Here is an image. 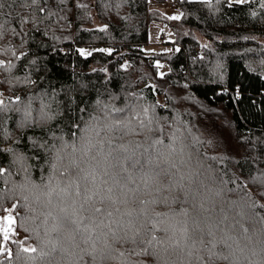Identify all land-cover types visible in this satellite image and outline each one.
I'll return each instance as SVG.
<instances>
[{
    "label": "trees",
    "instance_id": "trees-1",
    "mask_svg": "<svg viewBox=\"0 0 264 264\" xmlns=\"http://www.w3.org/2000/svg\"><path fill=\"white\" fill-rule=\"evenodd\" d=\"M3 2L0 60L11 61L15 67L11 71L0 68V93L10 108L27 105L29 97L33 109L38 108L42 95L54 109L58 105L65 109L89 106L97 98L116 106L128 102L148 107L162 118L163 135L170 137L175 133L178 137L173 158L178 160L183 155L186 159L187 154L192 153L183 171L199 169L214 176L216 181L222 178L228 188H235L241 180L252 187L246 178L247 170L251 168L252 174L258 175L256 170L264 168V63L261 62L264 61L261 40L264 38V8L260 7L264 0L231 6V0H220L219 4L213 0L211 5L203 0H179L178 7L183 14L179 20L169 19L151 8V0H65L60 5L63 11L51 18L47 12L40 13L28 6V0H24L23 5L21 0H16L12 8L7 7L9 0ZM49 2L56 10L54 0ZM79 4L88 7L80 8ZM8 12L11 17L6 15ZM253 12L256 15H252ZM18 14L25 22H18ZM152 19L172 26L175 40L171 51L146 50L148 23ZM104 25L108 27L100 31ZM79 49L91 55L82 56ZM21 52L26 55L21 56ZM158 61L162 62L164 70L157 67ZM162 72L166 75L161 76ZM17 95L21 97L20 105L15 102ZM110 95L118 99H110ZM8 115L11 119L5 120L4 127L19 140L21 149L31 144L26 137L41 135L40 130H17L15 122L19 114L10 112ZM209 121L217 127L218 136L206 131L211 125ZM56 123L53 121V126ZM224 130L233 141L232 147L227 148L222 138L220 131ZM180 148L184 149L183 154ZM198 160L204 165L203 169ZM208 165H211L210 171ZM3 166H7L6 162ZM31 180L41 182L38 170L33 169ZM206 182L212 183L211 180ZM24 183L23 173L13 172L0 178V218H14L11 224L14 232H9L6 244L2 229L8 227L9 222L0 219V248L11 249V256L0 252V264H74L79 259V249L73 248L71 256L60 253V245L67 247V244L56 242L57 234L51 231L52 218L44 224L41 214L49 209L36 200L31 186H19ZM262 192L264 190L258 192L252 187L251 195L257 201L256 212L264 215L259 208V204H264ZM240 195V192L222 196L210 193L205 204L208 209L205 215L216 221L223 220L220 227L214 229L215 240L227 241V244L217 243L216 251H222L229 259H216L214 264H264L262 225L240 217L237 215L240 208L229 203L239 200ZM184 207L195 215L191 203ZM172 208L178 212L180 205ZM155 210L169 211L165 207ZM191 227L189 222L190 230ZM242 228H247L248 232L244 233ZM21 237L25 238L22 246L16 243ZM227 245H231V249ZM81 246L91 251L89 245ZM22 247H35L37 251L25 253ZM97 247H102L99 241ZM116 248L124 251L113 242L115 258L104 264H121ZM204 254L203 245L182 240L175 251L170 248L160 253V264H189L190 261L199 264L197 257ZM83 259L90 261L88 255Z\"/></svg>",
    "mask_w": 264,
    "mask_h": 264
},
{
    "label": "snow or ice",
    "instance_id": "snow-or-ice-1",
    "mask_svg": "<svg viewBox=\"0 0 264 264\" xmlns=\"http://www.w3.org/2000/svg\"><path fill=\"white\" fill-rule=\"evenodd\" d=\"M212 2L203 0L209 5ZM251 2L231 0L229 6ZM23 3L24 0H21V5ZM64 3L65 0H54L56 10H53L49 0H28V6L40 13L47 12L50 18L63 11L60 5ZM216 3L219 4L220 0H216ZM15 4L16 0H9L7 7L12 8ZM78 6L88 7L86 4ZM260 7L264 8V2ZM4 9L5 3L0 0V15H5ZM6 15L11 17V12ZM182 15L168 18L179 20ZM18 22H25L19 14ZM107 27L104 25L100 31ZM3 28L4 25L0 24V34ZM97 51L111 53L112 50ZM79 52L82 56L91 55L85 49H79ZM20 55L26 53L21 52ZM13 67L15 65L11 61L0 60V68L11 71ZM157 67L163 66L157 62ZM2 97L3 93H0V178L13 172L16 175L24 174L25 183L19 186H31L36 200L49 209L41 213L44 215L43 223L47 224L51 217V231L57 234L56 242L64 241L67 244V247L60 245V253L71 256L74 255L73 248L79 249V259L74 264H97V261L104 264L114 259L113 242L124 248V251L115 249L122 258L121 264H149L150 261L160 264V253L170 248L175 251L182 240L204 246L205 254L197 257L199 264H214L216 259L228 260L229 256L216 251L217 243L227 244V241L215 240L214 229L219 228L223 220L216 221L210 215H205L208 212L205 204L210 193L215 196L242 193L239 200L229 203L240 208L237 215L262 225L261 231L264 232V215L256 212L257 201L251 195L252 187L258 192L264 190V168L256 170L258 175H253L251 168L247 170L246 178L252 187L241 180L235 188H228L222 178L216 181L214 176L206 175L199 169L183 171V167H188L192 153L189 152L186 159L183 155L178 160L173 158L177 153L178 137L175 133L165 137L160 125L162 118L148 107L128 102L116 106L97 98L89 106L77 105L65 109L58 105L54 109L42 95L38 108L33 109L31 97L27 105L10 108ZM110 99L118 97L110 95ZM15 102L20 105L19 95L15 96ZM81 103L84 104L83 101ZM10 112L20 116L15 122L17 130L41 132L39 136L26 137L31 144L23 145V149L19 146V140L13 138V133L4 127L5 120L11 119L8 115ZM53 121H57L54 126ZM179 152L183 154L184 149L180 148ZM5 162L7 166H3ZM197 163L200 169L204 168L199 160ZM33 169L39 171L40 183L31 180ZM208 170H211V165H208ZM209 180L211 184L206 182ZM261 194L264 195V192ZM189 203L195 215L184 207ZM177 204L180 205L178 212L172 208ZM157 207H165L169 211H156ZM259 208L264 211V204H259ZM177 217L180 219L177 220ZM0 219L9 222L8 227L2 229L6 244L9 232H14L11 229L14 218L8 216ZM242 231L247 233L248 229L242 228ZM205 237L212 239L206 240ZM24 241L25 238L21 237L16 243L22 246ZM97 241L102 247H97ZM82 244L89 245L91 251ZM227 247L231 249V245ZM21 251L34 253L37 249L22 247ZM0 252H7L11 256L9 248H0ZM84 255H88L90 261H85Z\"/></svg>",
    "mask_w": 264,
    "mask_h": 264
},
{
    "label": "rangeland",
    "instance_id": "rangeland-1",
    "mask_svg": "<svg viewBox=\"0 0 264 264\" xmlns=\"http://www.w3.org/2000/svg\"><path fill=\"white\" fill-rule=\"evenodd\" d=\"M174 0H151L150 7L155 8L161 14H163L166 17L180 15L181 10L179 7H172L171 2ZM164 35V38L162 37ZM175 40L174 31L171 25H166L163 21H160L158 19H152L148 23V42L145 46L146 50L158 53V52H165L171 49L172 45L171 43ZM261 40L264 42V38H261ZM160 65H162L161 61H158ZM163 66V65H162ZM162 69L165 67H161ZM164 70V69H163ZM222 119L218 121L219 124H221ZM208 127L206 128L207 132L215 133V135L218 136L219 132L215 124L209 121ZM227 130L220 131L222 138L228 147L233 146V141L229 134L226 132ZM206 132V134H208ZM220 143V142H219ZM221 144V143H220Z\"/></svg>",
    "mask_w": 264,
    "mask_h": 264
},
{
    "label": "built area",
    "instance_id": "built-area-1",
    "mask_svg": "<svg viewBox=\"0 0 264 264\" xmlns=\"http://www.w3.org/2000/svg\"><path fill=\"white\" fill-rule=\"evenodd\" d=\"M178 4H179V0H174L171 2L172 7H178ZM162 37L164 38V35Z\"/></svg>",
    "mask_w": 264,
    "mask_h": 264
},
{
    "label": "water",
    "instance_id": "water-1",
    "mask_svg": "<svg viewBox=\"0 0 264 264\" xmlns=\"http://www.w3.org/2000/svg\"><path fill=\"white\" fill-rule=\"evenodd\" d=\"M147 86H150V83H148Z\"/></svg>",
    "mask_w": 264,
    "mask_h": 264
}]
</instances>
